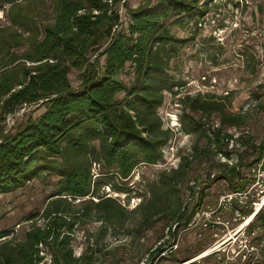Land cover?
I'll return each instance as SVG.
<instances>
[{
	"label": "trees",
	"instance_id": "obj_1",
	"mask_svg": "<svg viewBox=\"0 0 264 264\" xmlns=\"http://www.w3.org/2000/svg\"><path fill=\"white\" fill-rule=\"evenodd\" d=\"M109 1L4 0L10 6L5 10L8 24L0 26V195L26 186L42 173L60 180L57 198L45 212L47 224L25 231L20 241L1 240L0 264H96L97 248L89 247L75 257V222L95 214L108 229L124 227L130 215L126 206L112 196L100 195L102 188L126 192L113 179L126 182L140 164L156 166L164 158L163 147L172 132L162 129L157 110L164 102L163 91H172L176 85L161 77L176 46L191 40L176 37L164 20L172 12L203 19L209 3L162 0L153 5L148 0L132 9L128 0ZM119 4L131 19L127 29L120 28ZM126 66L133 70L129 83L119 78ZM72 70L80 72L78 89L69 79ZM180 101L183 131L198 138L210 139L207 130L219 132L206 129V117L218 115L221 123L230 126H240L246 119L244 114L226 112L231 103L228 96L198 93ZM23 105H39L45 111L15 131L6 130L5 116ZM258 151L249 168L261 164L264 142ZM95 164L102 171L97 177ZM240 166L242 161L237 169ZM184 174L174 169L163 174L168 181L148 187L151 211L133 233L146 225L151 228L155 223L151 220L161 214L154 201L156 189L161 185L177 191ZM256 179L238 173L237 182L230 180L231 193H246L248 183ZM68 198L81 201L74 207ZM204 198L201 191L187 223ZM252 214V210L246 213ZM254 220L250 230L256 222L264 225L262 210ZM48 255L50 261H45Z\"/></svg>",
	"mask_w": 264,
	"mask_h": 264
},
{
	"label": "rangeland",
	"instance_id": "obj_2",
	"mask_svg": "<svg viewBox=\"0 0 264 264\" xmlns=\"http://www.w3.org/2000/svg\"><path fill=\"white\" fill-rule=\"evenodd\" d=\"M147 1L128 0V5L135 9ZM150 1L155 5L162 0ZM198 1L202 6L209 3V12L203 19L172 12L164 20L176 37L191 39L176 46L161 77L169 85H176L172 91H163L164 102L157 110L162 129L172 132L163 147L164 158L156 166L140 164L126 182L113 179V183L127 193H118L108 186L102 188L100 195L117 199L130 215L124 227L115 230L108 229L95 214L90 219L77 220L73 226V249L77 258L87 248L94 247L100 254L96 264H254L257 261L264 264V249H260L264 225L256 222L251 229L255 230L254 235L237 234L243 224L252 225L248 221L254 215H246L248 211L256 214V209L262 210L264 215V158L259 165L247 166L258 157V147L264 142V0ZM0 5H3L0 9V26H3L8 24L5 10L10 5L4 0H0ZM118 7L120 28L127 29L130 16L123 4ZM79 75L78 70L69 74L74 89L80 87ZM119 78L129 83L133 78L132 67L126 66ZM198 93L230 97L226 112L244 114L245 122L230 126L213 115L204 118L203 123L206 129H219L215 132L219 136L213 130H207L210 139L184 132L180 99ZM44 111L39 105H23L7 114L2 126L15 131ZM241 161L243 166L237 169ZM174 169L185 173L180 177L182 182L177 191L165 190L160 185L154 201L161 214L151 220L155 222L151 228L146 225L133 233L134 227L151 211L148 187L157 181H168L163 174ZM101 172L100 165H93L96 177ZM238 173L257 179L248 183L247 192L230 204L224 199L232 192L230 180L237 182ZM59 180L42 173L26 186L0 195V236L6 235L0 241L13 238L20 241L25 231L47 224L45 212L49 203L57 198L54 195ZM201 191L205 198L198 211H208L210 215L190 226L187 216L198 204ZM68 201L75 207L81 200L68 198ZM247 241L259 247L257 257L245 249ZM175 244L178 247L164 255V251ZM160 248L164 251L154 254ZM45 261H50L49 255Z\"/></svg>",
	"mask_w": 264,
	"mask_h": 264
},
{
	"label": "built area",
	"instance_id": "obj_3",
	"mask_svg": "<svg viewBox=\"0 0 264 264\" xmlns=\"http://www.w3.org/2000/svg\"><path fill=\"white\" fill-rule=\"evenodd\" d=\"M109 2H111V0L109 1ZM245 193H229V194H227L226 196H225V201L226 202H229L230 204L232 203V201H234L235 199H238L239 197H241L242 195H244ZM263 204H264V202H263ZM259 211H257V209H256V211H255V213L257 214ZM210 213V212H209ZM208 213V211H198L197 212V214L194 216V218L192 219V221H191V223H190V226L192 225V223L194 224H196V223H199L200 222V219H202V218H204L203 216H207V217H205V218H208V216L210 215ZM253 214H254V212H253ZM252 214V215H253ZM198 218V219H197ZM253 222V221H252ZM251 222V223H252ZM194 224V225H195ZM205 225V227H208V224L207 223H205L204 224ZM244 225V224H243ZM241 226L238 230H237V234H239V233H241V232H244V236L246 235V233L248 232V234L250 235H254L255 234V230L252 232V230H250L248 227H249V225H247V226ZM249 230V231H248ZM245 245V249L246 250H248V251H250V254H252L254 257H257V255L259 254V247H257V246H254V245H251V243H249L248 244V241L244 244ZM260 246H261V248L260 249H264V241H262V243L260 244ZM178 246H177V244H175V245H172V246H170L169 248H168V250H166L165 251V253H164V255L166 254V253H168V252H172V250L173 249H176ZM256 261L258 260V259H255ZM254 264H261L260 262H256V263H254Z\"/></svg>",
	"mask_w": 264,
	"mask_h": 264
},
{
	"label": "bare ground",
	"instance_id": "obj_4",
	"mask_svg": "<svg viewBox=\"0 0 264 264\" xmlns=\"http://www.w3.org/2000/svg\"><path fill=\"white\" fill-rule=\"evenodd\" d=\"M253 215H254V216L250 217V219H249V221H248V224L251 223V222L254 220L256 214H253ZM243 226H247V225H243ZM199 258H200V257H199Z\"/></svg>",
	"mask_w": 264,
	"mask_h": 264
}]
</instances>
